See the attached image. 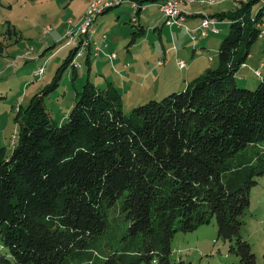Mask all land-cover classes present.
<instances>
[{
	"label": "trees",
	"instance_id": "obj_1",
	"mask_svg": "<svg viewBox=\"0 0 264 264\" xmlns=\"http://www.w3.org/2000/svg\"><path fill=\"white\" fill-rule=\"evenodd\" d=\"M260 1L211 15L230 23L215 69L130 114L113 84L87 80L65 122L51 118L45 98L72 65L70 50L16 112L11 155L0 151V264H190L172 256L175 234L214 217L240 264H258L241 217L264 175V70L255 89L236 76L261 35Z\"/></svg>",
	"mask_w": 264,
	"mask_h": 264
},
{
	"label": "rangeland",
	"instance_id": "obj_2",
	"mask_svg": "<svg viewBox=\"0 0 264 264\" xmlns=\"http://www.w3.org/2000/svg\"><path fill=\"white\" fill-rule=\"evenodd\" d=\"M238 1L234 5L233 0H227L224 6L226 10L223 11L228 13L233 11L240 5L241 0ZM263 2L264 0H261L256 3L253 11L255 12ZM24 4L31 10L29 21L33 23H25L27 26L24 29L23 41L25 49L35 48V60L25 61L23 66L25 80H29L30 83L24 90L22 107L29 104L31 93L34 95L41 92L53 81L70 50L75 48L78 35L67 38V34L78 26L82 18L79 15L85 8L83 0H25ZM148 6L150 8L147 13L143 11L137 16V10L128 0L99 16V21L104 18L106 34L110 41L113 40V36H121L119 46H115V52L129 63V69L123 72L122 67L117 66V61L105 57H93L90 68L86 64V57H77L76 61L82 64L77 70V76L72 75V63L61 74L55 90L45 98L47 111L54 121L65 122L75 103L77 92L82 90L87 80L100 88L113 84L121 93L124 112L130 114L134 108L150 100H161L173 92L182 91L202 73L219 65V48L230 30L228 21L220 24L219 33H211L214 35L207 41H205L207 38L202 39L201 31L193 33L197 36L196 40H193L192 34L190 36L185 29H173L175 31L173 36L167 27V32L160 35L156 31V25L157 22H161L159 26L161 27L165 18L158 12L155 4L149 3ZM204 7L208 11L216 10L214 5ZM154 9L157 11L152 13ZM118 11L120 13H117ZM89 12L90 9L87 13ZM134 18L140 19V23L134 21ZM143 20L145 22H142ZM141 24L145 25V31L140 33L138 31ZM262 35L252 45L251 56L246 64L237 72V83L240 87L255 89L260 81L256 72L264 70V34ZM132 39L135 40L131 42ZM47 42L49 44H46ZM48 47L51 48L47 49ZM196 49L197 54L193 51ZM43 52L45 54L40 56ZM179 59L186 62L187 68H180L177 64ZM159 61H162V65H159ZM192 63L194 65L188 75V68ZM39 64L45 67L46 72L38 78L34 71ZM61 106H65V109ZM15 129L12 140L18 142L19 125ZM112 215H117L116 209ZM241 219L242 235L252 244L258 264H263L264 175L258 178V184L251 189L250 205ZM230 244V241L218 237V224L214 217L209 224L201 225L194 231L177 232L172 240V256L190 264H240L239 257L229 251ZM6 252L7 248L2 245L0 237V254Z\"/></svg>",
	"mask_w": 264,
	"mask_h": 264
},
{
	"label": "crops",
	"instance_id": "obj_3",
	"mask_svg": "<svg viewBox=\"0 0 264 264\" xmlns=\"http://www.w3.org/2000/svg\"><path fill=\"white\" fill-rule=\"evenodd\" d=\"M83 1L85 2L84 4L85 8L81 11L79 15L80 18L83 17V15H85L87 11L90 9L93 0H83ZM129 1L131 3V0ZM226 1L227 0H215L214 4H200L197 0L193 2H187V1L182 0L180 6L182 7V9L184 10V13L186 14L185 21L181 24L169 25L166 23L165 20H163L164 22L161 27H159L161 22H157L156 31H158L159 34L161 35L162 32H167L166 28L168 27L170 29V33H172L171 35L174 36L175 31L173 29H185L188 31L190 36L191 34L193 36L194 32L198 33L200 31L202 19L206 14L212 15L218 12L220 13L223 10H226L224 7ZM24 2L25 0H0V151L2 152V154H4L5 157H9L17 145V142L16 141L13 142L12 140L13 133L16 130L15 129L16 126L18 125L17 122L15 121V115L19 107L21 106V102H22L23 95H24V90L28 88L29 83H30L29 80L28 81L25 80L23 66H24L25 61L28 62L30 59L35 60L34 58L35 48H33L32 51L30 50L31 47L25 49V44L23 41L25 37L24 29L27 26L25 23H30V22L33 23V21H29V19H31L30 18L31 10L30 8L27 7V5H25L26 3L23 5ZM236 2H239V1L233 0L234 5L237 4ZM212 5L216 6L215 8L216 10L208 11L206 7H204V6H212ZM149 8L150 7L147 6L146 8H143L141 12L145 11L147 13ZM154 11H157V10L156 9L152 10V13H154ZM158 12L162 15L159 9H158ZM117 13H120V11H118ZM117 16L119 17V14H117ZM97 19H98L96 20L97 33L94 36V40L100 43L103 39L102 37L103 34H106L107 32V27L104 25V22H105L103 20L104 18H102L100 21H99V17ZM139 20H136V22L140 23ZM219 21L220 22L217 24L218 29H219V25L224 22L221 20ZM142 22H145V21L143 20ZM141 25L143 26L144 31H145V25L143 24ZM211 33L213 32H209L208 36L202 39L207 38L205 40L207 41L211 38V35L218 34L219 32L214 33V34H211ZM121 39H122L121 36H113L112 41L114 42H112L109 40V36L107 34V42L109 43V46L107 49L105 48L104 51L105 52H108V51L115 52L116 50L115 46H119L120 44L119 41ZM196 39H193V40H196ZM46 44H49V43L47 42ZM134 47H136V45H134ZM49 48L51 47H48L47 49ZM193 51H195L196 54L198 52L197 49ZM168 53L170 54V52ZM44 54L45 52H43V54H40V56ZM93 57L94 56H91V65H92ZM101 57H105L106 59L109 60V58H107V56L104 55V52ZM195 59L193 63H195L196 61ZM210 60L213 61V58L210 57ZM112 61L114 62L117 61L118 62L117 66L122 67L121 70H123V72L129 69L128 68L130 66L129 63L125 59L120 58L118 54H117V57ZM193 63H192V66L188 68V71H189L188 75L192 71V67L194 65ZM177 64H178V61H177ZM91 65H90V68H91ZM159 65H162V61H159ZM187 66L188 65H186L185 68H187ZM40 67H44V66L39 64L38 68L35 69L34 71L35 76ZM119 67H117V69ZM185 68H181V69H185ZM73 70L74 68L72 67V75H73ZM75 70L77 71L78 68H75ZM45 72H46V69H45ZM77 72L75 73V76H77L78 74ZM39 77L41 76H38V78ZM31 94L29 95L30 100H31V97L33 96ZM61 107L65 109V106H61Z\"/></svg>",
	"mask_w": 264,
	"mask_h": 264
},
{
	"label": "built area",
	"instance_id": "obj_4",
	"mask_svg": "<svg viewBox=\"0 0 264 264\" xmlns=\"http://www.w3.org/2000/svg\"><path fill=\"white\" fill-rule=\"evenodd\" d=\"M115 0H93L92 7L90 8V13L87 17H82L80 20V26H76L73 31H70L67 34V38H73V36L78 35V39L75 41V53L71 63H73V68H79L82 66L81 62L76 61L77 57H91L94 56L99 58L103 55L107 56V58L114 60L117 57V53L114 51L105 52L104 49L108 48L109 43L107 42V34H103V39L99 43L94 40V36L97 33L96 28V20L97 18L103 14L108 9V3H112ZM128 1V0H126ZM187 2H193L196 0H184ZM200 4H214L215 0H197ZM182 0H160L157 2H152L155 4L159 11L165 18L167 24H181L186 19V14L182 9L181 5ZM131 3L133 7L138 9H143L148 6L149 3L140 4L137 1H132ZM136 21V18H134ZM219 19L217 17H213L211 15H205L202 19L200 26V35L202 38L207 37L209 32L218 33L219 29L217 28V24L219 23ZM261 28V36L264 34V21L259 24ZM193 39H196L197 36L193 35ZM33 50V47L30 48ZM178 65L180 68L186 67V62L183 59L178 60ZM45 72L44 67H40L37 71L36 76H42ZM257 76L260 77L262 75V71L256 72ZM19 133V131H18ZM17 133V134H18Z\"/></svg>",
	"mask_w": 264,
	"mask_h": 264
},
{
	"label": "bare ground",
	"instance_id": "obj_5",
	"mask_svg": "<svg viewBox=\"0 0 264 264\" xmlns=\"http://www.w3.org/2000/svg\"><path fill=\"white\" fill-rule=\"evenodd\" d=\"M126 0H115L114 2H112V3H108V7L110 8V7H112V6H114V5H117V4H120V3H123V2H125ZM91 7H92V5H91ZM90 7V8H91ZM90 13V12H89ZM89 13H87L86 15H84L85 17H87L88 15H89ZM83 16V17H84ZM78 26H80V22H79V25ZM70 31H72V30H70Z\"/></svg>",
	"mask_w": 264,
	"mask_h": 264
}]
</instances>
